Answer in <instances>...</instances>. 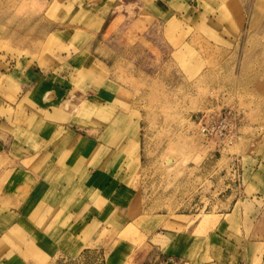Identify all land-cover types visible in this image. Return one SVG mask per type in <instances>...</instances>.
Masks as SVG:
<instances>
[{"label": "rangeland", "instance_id": "374dc122", "mask_svg": "<svg viewBox=\"0 0 264 264\" xmlns=\"http://www.w3.org/2000/svg\"><path fill=\"white\" fill-rule=\"evenodd\" d=\"M107 1L103 8L102 0H0V91L2 72L30 65L67 74L78 95L89 84L120 85L116 105L127 115L113 165L125 177L102 235L110 251L80 249L47 263L22 256L34 264H121L114 255L131 241L138 252L130 249L122 264H138L149 244L189 264H264V212L236 204L244 183L249 195L264 186V3L190 0L189 8L176 0L157 19L141 14L136 0ZM106 12L108 24L117 21L103 42ZM97 65L104 72L94 76ZM228 107L241 113L238 138L229 151L213 153L195 117ZM255 164L262 169L251 179ZM0 242L18 248L11 237ZM160 254L155 249L146 260L164 261Z\"/></svg>", "mask_w": 264, "mask_h": 264}, {"label": "crops", "instance_id": "0c3cea01", "mask_svg": "<svg viewBox=\"0 0 264 264\" xmlns=\"http://www.w3.org/2000/svg\"><path fill=\"white\" fill-rule=\"evenodd\" d=\"M175 1L136 0L141 14L157 19V13L171 8ZM190 3L188 0L189 8ZM98 4L103 8L109 5L107 0ZM109 14H98L103 18L99 28H103V42L117 21L113 18L108 24ZM95 67L94 71L91 68L94 76L104 72L100 65ZM26 69L23 73L2 72L6 85L0 91V241L11 237L18 248L0 242V264H34L22 256L27 252L47 263L80 249L110 251L102 235L110 219L112 197L125 177L113 167L127 138V115L122 105H116L123 88L112 81L102 86L89 84L84 86L85 94L78 95L71 81L67 83V74L38 71L30 65ZM14 73L16 79L11 77ZM125 102V107L132 105ZM74 107L79 108V114ZM112 143L119 145V151ZM255 166L251 179L262 169ZM248 186L244 183L241 195L231 189V196L240 195L236 204L242 200L241 210L253 204L264 212V186L250 195ZM149 246L146 253L138 255V264H189L169 258L159 244ZM130 249L138 252L131 241H123L113 254L115 262L127 263ZM155 249L166 255L164 261L159 257L146 260Z\"/></svg>", "mask_w": 264, "mask_h": 264}, {"label": "built area", "instance_id": "2783aa9c", "mask_svg": "<svg viewBox=\"0 0 264 264\" xmlns=\"http://www.w3.org/2000/svg\"><path fill=\"white\" fill-rule=\"evenodd\" d=\"M241 121V113L234 107L208 109L195 117L198 133L206 147L219 154L235 146ZM101 264H104L103 261Z\"/></svg>", "mask_w": 264, "mask_h": 264}, {"label": "bare ground", "instance_id": "6f19581e", "mask_svg": "<svg viewBox=\"0 0 264 264\" xmlns=\"http://www.w3.org/2000/svg\"><path fill=\"white\" fill-rule=\"evenodd\" d=\"M169 158L170 159L167 160L168 161V164L167 165H174L175 164V162L173 161L174 158H172V157H169Z\"/></svg>", "mask_w": 264, "mask_h": 264}]
</instances>
